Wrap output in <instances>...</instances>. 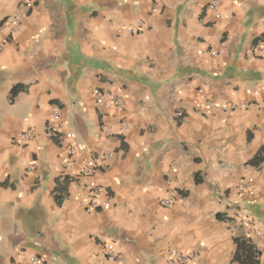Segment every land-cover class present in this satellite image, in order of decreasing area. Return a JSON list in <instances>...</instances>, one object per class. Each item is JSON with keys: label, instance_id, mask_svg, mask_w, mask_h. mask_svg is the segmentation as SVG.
Instances as JSON below:
<instances>
[{"label": "crops", "instance_id": "crops-1", "mask_svg": "<svg viewBox=\"0 0 264 264\" xmlns=\"http://www.w3.org/2000/svg\"><path fill=\"white\" fill-rule=\"evenodd\" d=\"M238 239L264 264V0H0V264Z\"/></svg>", "mask_w": 264, "mask_h": 264}, {"label": "built area", "instance_id": "built-area-1", "mask_svg": "<svg viewBox=\"0 0 264 264\" xmlns=\"http://www.w3.org/2000/svg\"><path fill=\"white\" fill-rule=\"evenodd\" d=\"M32 3L28 2L27 6H31ZM216 3H213L212 7L215 8ZM97 97H98V101L104 103L105 107H111V106H116L121 108L123 106L122 101L117 98V97H113L111 99H105L104 95H102L100 92L97 93ZM63 122L60 119V112L57 109H54L53 114H52V122L49 124L48 126V131L49 133L54 136V137H59L60 133H62L63 130ZM24 137L26 139H28L29 134L25 133ZM73 153V150H72ZM109 155H106V157ZM94 162L90 163V166L93 167ZM95 167V166H94ZM81 172L83 174H87L89 172V170L87 169H82ZM103 191V189L99 188V191L97 190V192H101ZM111 250V246H104V252L105 254L111 256V257H116L117 254L115 252L110 251ZM120 259V258H119ZM31 263L32 264H45L46 260L43 256H37V257H31ZM171 261L172 264H193V259L191 258L190 255L182 253V252H178V251H173L171 254ZM120 263L123 264V261L120 260Z\"/></svg>", "mask_w": 264, "mask_h": 264}, {"label": "trees", "instance_id": "trees-1", "mask_svg": "<svg viewBox=\"0 0 264 264\" xmlns=\"http://www.w3.org/2000/svg\"><path fill=\"white\" fill-rule=\"evenodd\" d=\"M15 91L17 90L14 89V92ZM237 242H238V250L235 254L234 259L239 260L241 264H257V261L252 258V254L249 253V255H247L246 250L248 249V246L246 245V243H244V241L240 239H238ZM241 247H242V254L239 253V249Z\"/></svg>", "mask_w": 264, "mask_h": 264}]
</instances>
